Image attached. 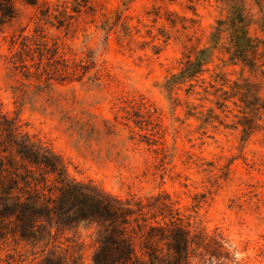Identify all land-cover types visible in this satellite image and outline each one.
I'll use <instances>...</instances> for the list:
<instances>
[{
  "label": "rangeland",
  "instance_id": "374dc122",
  "mask_svg": "<svg viewBox=\"0 0 264 264\" xmlns=\"http://www.w3.org/2000/svg\"><path fill=\"white\" fill-rule=\"evenodd\" d=\"M12 7L0 21L2 112L49 144L72 177L132 209L161 195L138 212L146 221L165 216L193 240L220 241L221 256L195 250L190 264H264V0ZM19 35L85 68L26 76L9 62ZM97 231L83 222L58 240L0 239V264H44L50 251L93 264ZM130 235L140 256L143 240Z\"/></svg>",
  "mask_w": 264,
  "mask_h": 264
},
{
  "label": "trees",
  "instance_id": "16d2710c",
  "mask_svg": "<svg viewBox=\"0 0 264 264\" xmlns=\"http://www.w3.org/2000/svg\"><path fill=\"white\" fill-rule=\"evenodd\" d=\"M14 16L12 0H0V21ZM11 43L18 47L9 62L24 75L49 78L53 73H69L67 61L36 37L19 35ZM69 68L77 74L85 67L74 63ZM160 198L148 203L135 200L132 209V200L112 196L91 181L77 180L63 158L45 141L21 129L15 118L2 112L0 103V239L58 240L86 222L98 228L93 264H190L195 250L200 255L221 256L219 240L201 235L193 240L190 231L175 220L162 216L149 222L138 214ZM131 232L143 240L140 256L129 242ZM62 263L76 264L68 251L63 255L50 251L44 259V264Z\"/></svg>",
  "mask_w": 264,
  "mask_h": 264
}]
</instances>
